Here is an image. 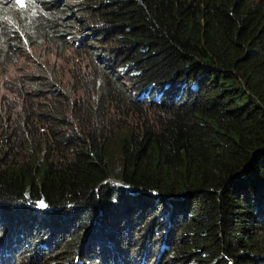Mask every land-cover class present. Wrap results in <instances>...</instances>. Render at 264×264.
Returning <instances> with one entry per match:
<instances>
[{
    "label": "trees",
    "instance_id": "obj_1",
    "mask_svg": "<svg viewBox=\"0 0 264 264\" xmlns=\"http://www.w3.org/2000/svg\"><path fill=\"white\" fill-rule=\"evenodd\" d=\"M20 60L0 264H264V0H0Z\"/></svg>",
    "mask_w": 264,
    "mask_h": 264
},
{
    "label": "rangeland",
    "instance_id": "obj_2",
    "mask_svg": "<svg viewBox=\"0 0 264 264\" xmlns=\"http://www.w3.org/2000/svg\"><path fill=\"white\" fill-rule=\"evenodd\" d=\"M39 51H32L30 52V56H36L38 54ZM51 60H53V58H50ZM28 60H20L16 65H10L8 67V72L6 73L5 76H1L0 77V81H2V79H8L10 80L12 78V75L15 74L18 70V67H20L21 65H27ZM2 93H5V90L1 91ZM9 98H12V96L10 94H8Z\"/></svg>",
    "mask_w": 264,
    "mask_h": 264
},
{
    "label": "snow or ice",
    "instance_id": "obj_3",
    "mask_svg": "<svg viewBox=\"0 0 264 264\" xmlns=\"http://www.w3.org/2000/svg\"><path fill=\"white\" fill-rule=\"evenodd\" d=\"M17 3L23 4V0H16ZM40 207H46V205L43 203V201L40 202Z\"/></svg>",
    "mask_w": 264,
    "mask_h": 264
}]
</instances>
